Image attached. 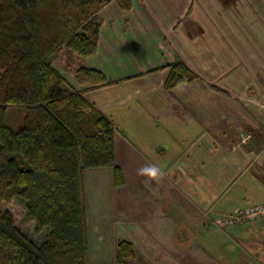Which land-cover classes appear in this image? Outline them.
<instances>
[{"label": "crops", "instance_id": "1", "mask_svg": "<svg viewBox=\"0 0 264 264\" xmlns=\"http://www.w3.org/2000/svg\"><path fill=\"white\" fill-rule=\"evenodd\" d=\"M99 15L97 51L89 55L88 62L80 63L100 69L109 80L118 82L87 90L86 95L113 119L121 107L133 123L129 124V134L124 135L117 128L115 135V154L123 146L125 152L121 151L127 156L126 162L118 160L124 184L114 186L111 168L85 171L89 240L91 236L100 238L109 225L113 243L128 240L136 247V259L131 264L255 262L260 258L258 251L264 255V246H250L240 229L233 232L228 229L233 227L228 226H255L252 220H263L264 214L244 218L235 225L222 226L218 221L239 208L264 206V0H135L128 10L111 1ZM148 34L157 39L163 58L147 53L143 60L138 59L144 50L147 52ZM209 46L213 51H209ZM207 53L213 60L203 64ZM119 55L124 59L121 62ZM102 59H107V64ZM179 59L202 77L203 73L212 80L221 77L215 83L223 91L217 106L227 110L221 121L206 115L187 131L179 128L177 137V123H171L174 127L169 137L177 140V153L173 154L171 148L170 154L163 148L160 152L149 151L150 146L145 144L167 140L171 125L164 118L177 97V87L169 92L163 87L165 68L149 71ZM70 79L76 88L88 86L77 82L74 76ZM98 91H107L106 98L91 96ZM230 111L236 115L231 116L235 113ZM143 113H152L149 122L159 118L164 123H136ZM231 118L233 123H229ZM142 148L154 163L147 160L150 156L143 155ZM162 158L166 159L160 165ZM152 164L162 170L159 180L137 176L138 168ZM100 170L104 179L109 177L108 184L94 181ZM165 175H174L173 182L165 181ZM118 188H123L121 194L125 189V193L118 195ZM104 191L108 197H104ZM101 205L109 207V223H105ZM92 223L97 236L90 229ZM202 226L205 242V237L198 235ZM90 251L103 257L91 244ZM115 261L116 250L108 264ZM97 264L107 263L97 260Z\"/></svg>", "mask_w": 264, "mask_h": 264}, {"label": "trees", "instance_id": "2", "mask_svg": "<svg viewBox=\"0 0 264 264\" xmlns=\"http://www.w3.org/2000/svg\"><path fill=\"white\" fill-rule=\"evenodd\" d=\"M111 1L130 9L135 0H0V264H92L85 171L111 168L116 187L125 179L115 157L117 127L85 92L118 80L81 66L77 82L92 86L75 88L53 61L64 48L97 51L99 12ZM169 65V90L199 76L182 59ZM12 107L24 109L20 127L11 123ZM15 196L39 242L2 209ZM133 254V243L119 240L115 264Z\"/></svg>", "mask_w": 264, "mask_h": 264}, {"label": "rangeland", "instance_id": "3", "mask_svg": "<svg viewBox=\"0 0 264 264\" xmlns=\"http://www.w3.org/2000/svg\"><path fill=\"white\" fill-rule=\"evenodd\" d=\"M123 10H128V9H123ZM205 43L206 42H204L203 44H205ZM146 45H148L147 46V52H145V50H144V52L140 55V57H138V59H140V61L146 57L145 55L147 53L149 56H152V57L154 55H156V57L161 55V57L163 58V51L161 54H159L161 51L158 48L157 39H155V37L152 36L151 34H148V41L146 42ZM133 47H134V45H133ZM209 51H213V48L210 46H209ZM137 53H139V52H137ZM89 57H90L89 55H86V56L81 55L80 56L79 54L72 52V50H69L68 48H64V50L62 52H60L59 54L56 55L53 62L62 72H64V75H65L66 80L68 82V80H71L70 78H72L73 76L75 77V68H73V67L74 66L75 67L76 66H85V65H81L80 62L83 60L88 62ZM118 58H119V62L124 60L121 55H119ZM106 60L107 59H102V61L106 62L105 64H107ZM209 60H213V59L211 58L210 54L207 53V55H205L203 57V64L208 63ZM97 62H99V61H97ZM132 63H134V62L132 61ZM138 63H139V61H138ZM68 64H69V66H68ZM101 64H102V62H101ZM169 64L161 65L157 68H154V70H150L149 72L158 71V70L164 71L163 69L165 68V71L167 72L166 75H168V73L170 71V65ZM205 66H204V68H205ZM76 68H78V67H76ZM204 71L206 72V70H204ZM202 75H203V77L199 75L198 78L195 79L193 82H190V83L189 82H183L177 86V97H175V99L172 100V104L168 108V115L166 116V118H164V121H165V123H167L168 126H170L171 123H177V129H176V132L174 135L177 134V131L179 130V128L181 130L186 129V131H187L190 128V126H193L194 123H198L199 121H201V119H203V117H205L206 115L207 116L213 115L215 117V119H217L218 121H221L225 111L227 110L222 105L217 106V105H219L218 104L219 101L222 100L223 96H222L221 92H223V91L219 90L215 83L216 82L219 83L218 80H221V77L217 76L214 78V80H212L211 78H207L205 73H203ZM75 80H76V78H75ZM80 84H82V83H80ZM71 85H72V83H71ZM87 85L88 86L85 88H89L92 86L91 84L90 85L87 84ZM106 86H108V85H106ZM106 86L92 87V88H89L88 90L94 91V89L106 87ZM180 86H182V87H180ZM163 87L165 88V90L167 92L171 91V90L167 89L165 87V85ZM184 87H187V88H184ZM166 91H165V97H167V94H168ZM106 92L107 91H104V92L98 91V92H95L94 94H92L91 96L96 98V99H100V98L105 99L106 98V95H105ZM85 94H86V92H85ZM152 106H153V103H152ZM20 109L21 110L19 111L18 109L14 108V107L10 108L11 123L15 127L21 126L20 118H21L22 114L24 113V109L23 108H20ZM124 110H125V108H124ZM230 113H235V112L230 111ZM145 114L146 113H143L141 118H137L136 123H154L156 125L158 123H164L163 119H159V118L153 120V122H149V117H150V115H152V113L146 114V115ZM124 115H125V112L124 111L121 112V107H120L118 109L117 115L114 117V119H113V117H111V118L113 119L115 126L118 128V130H119L118 132H122L125 135V134L130 133L132 128L130 127L129 124H132L133 122L130 119L126 118ZM233 115H236V113L231 114V116H233ZM215 119H214V121H215ZM229 123H233L232 118H231V121ZM173 127L174 126L172 124L169 128V132L167 133V136H166L167 140L166 141L160 140L159 142L152 143V145L145 144L146 147L150 146L149 148L147 147L149 149V151L153 150V151L157 152V151H159V149L163 148V149L167 150L168 154H170L171 151L173 152V154L177 153V140H173V139L170 140L171 137H169V135H171V131H172L171 129H173ZM148 128H149V126H148ZM186 136H183V137H186ZM162 137L163 136H161L159 139H162ZM176 137H177V135H176ZM171 142H173V143H171ZM141 146H143V145H141ZM117 148H118V146H117ZM170 148H171V151H170ZM142 149L144 151L143 155L147 154L148 156H150V158L147 160H150V162L152 163L153 159H152L151 155L149 154V152H147V150L145 148H142ZM121 150L123 152H125L123 146H120V149H118L117 154H115V157L117 159V163H118V160H122L123 162L124 161L126 162L127 156L124 155V153ZM138 156L141 157L140 155H138ZM165 157L170 158L169 155H167V154L165 155ZM165 159L166 158H162L159 161V164L161 165ZM154 161L155 160H153V163H154ZM160 165H158V166H160ZM93 177H94V175H93ZM95 177L96 178H94V181L98 180L102 184L103 183L108 184L109 177L104 179L103 178L104 175L101 173V170L96 173ZM172 178H174V175L173 176L172 175H165V181L173 182ZM175 178H176V172H175ZM151 182H153V181H151ZM127 183L128 182H126V185H127ZM122 189L118 188V190H117L119 192V193L118 192L117 193L120 196L125 193V189H124V193L121 194ZM114 191L116 193V189ZM104 192H105L104 197H108L107 192L106 191H104ZM118 195H116V196H118ZM106 201L108 202L109 200L106 198ZM261 202H264V199ZM101 206H103V205H101ZM111 208H113V207H111ZM2 209L8 210L10 213H12L17 226L24 233H26L28 236H30L34 241L39 242L42 239V237H43L42 234L37 233L35 231L36 225H35L34 221H31L27 217L25 202L20 197L15 196V197H12V198L4 201L2 204ZM102 211H104V214H106L104 216L105 217V223H109V216H108L109 207H108V205H104L102 207ZM102 221L103 220H100V224ZM240 221H242V220H240ZM240 221H238V222H240ZM252 221H254L252 223L256 224L255 226H253L251 223H245L242 226H228V227H233V229L232 228H228V229L230 231L233 230V232H234V229H236V228L240 229V233L243 237V240L245 241V237H247L246 241L248 242V244H251L250 246L258 247L260 244L262 246H264V219L263 220L258 219V220H252ZM234 225H235V223H234ZM206 227H207V225H206ZM204 228L205 227L202 226L203 230H200L198 232L199 233L198 235L201 237L204 236L205 240H203V241L205 242L207 236L205 234L206 232H204L205 231ZM223 228L225 229L226 227H223ZM90 229L92 232H94V236H97V233H96L97 229L95 228L93 223L90 224ZM104 237H105V239H104ZM181 237L183 238L182 234H181ZM89 244H91L92 248L99 250V252L101 254L100 256H103V257H98L95 253H93L91 251V254L89 256V262H91L92 264H97V260L98 261L103 260V262H105L107 264L110 263V259L115 255V250H116L117 245H116V243H113L112 236L109 233V225H108V228L106 226V230H105V232L102 233L100 238L96 239V238H93L91 236V239L89 240ZM135 249H136V247L134 248L133 257H129L126 259L127 264H131L132 260L134 258L136 259V254H137L136 251L137 250H135ZM247 249H249V248H247ZM105 253L108 254V256H106ZM258 253L260 254V258H258V259L256 258L255 262H252V263H250L251 262L250 261L249 264H264L263 252L258 251ZM111 255H113V256H111ZM150 255H151V253H150ZM141 258H143V257H141ZM244 258L251 260V258L248 256H245Z\"/></svg>", "mask_w": 264, "mask_h": 264}, {"label": "built area", "instance_id": "4", "mask_svg": "<svg viewBox=\"0 0 264 264\" xmlns=\"http://www.w3.org/2000/svg\"><path fill=\"white\" fill-rule=\"evenodd\" d=\"M264 214L263 205H250L246 208H239L234 213H230L221 218L218 223L222 226L236 223L244 218H252Z\"/></svg>", "mask_w": 264, "mask_h": 264}, {"label": "clouds", "instance_id": "5", "mask_svg": "<svg viewBox=\"0 0 264 264\" xmlns=\"http://www.w3.org/2000/svg\"><path fill=\"white\" fill-rule=\"evenodd\" d=\"M137 176L147 177L149 180H159L162 170L156 165H147L137 169Z\"/></svg>", "mask_w": 264, "mask_h": 264}]
</instances>
